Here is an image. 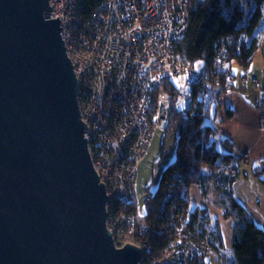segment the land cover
<instances>
[{
  "label": "built area",
  "instance_id": "2783aa9c",
  "mask_svg": "<svg viewBox=\"0 0 264 264\" xmlns=\"http://www.w3.org/2000/svg\"><path fill=\"white\" fill-rule=\"evenodd\" d=\"M189 1L104 0L85 17L83 0H49L52 11L48 19L58 17L61 21V37L79 83L81 120L88 127L84 136L108 195L107 229L116 248L131 244L141 250L140 264H211L207 238L193 237L186 231L192 213L186 178L170 183L156 214L157 232L161 239L165 237L162 247L154 245L158 238L148 232V225L135 227V220L143 216L140 204L145 208L151 200L147 192L140 196L136 191L139 166L157 135L166 130L172 108L205 114L202 103L218 82V65L225 63V56L217 50L210 79H205L201 63L183 65L176 61L174 43L187 31ZM241 81L259 84L249 76ZM167 82L178 88L175 99ZM199 85L202 91L195 93L194 87ZM223 95L219 93L216 101L221 102ZM258 109L264 129V96ZM205 169L210 174L237 172L234 163ZM117 200L136 203V212L117 209ZM205 218L212 222L211 215Z\"/></svg>",
  "mask_w": 264,
  "mask_h": 264
},
{
  "label": "water",
  "instance_id": "95a60500",
  "mask_svg": "<svg viewBox=\"0 0 264 264\" xmlns=\"http://www.w3.org/2000/svg\"><path fill=\"white\" fill-rule=\"evenodd\" d=\"M51 11L49 0H0V264H140L141 250L116 248L107 229L108 195Z\"/></svg>",
  "mask_w": 264,
  "mask_h": 264
},
{
  "label": "trees",
  "instance_id": "16d2710c",
  "mask_svg": "<svg viewBox=\"0 0 264 264\" xmlns=\"http://www.w3.org/2000/svg\"><path fill=\"white\" fill-rule=\"evenodd\" d=\"M104 0H83L82 11L88 17ZM264 45V0H190L189 25L185 35L175 41V59L183 65L202 64L205 79H210L214 57L217 50L225 56V63L219 64L218 82L209 90L203 101L204 115L184 113L172 108L166 130L163 132L159 159L164 154L166 139L175 134L174 160L165 166L160 174L159 182L152 191L150 202L142 211L141 218L135 220L136 230L142 225H148L158 242H153L158 248L164 242L157 232L156 214L165 200L166 189L170 183L179 179L187 180V196L191 185H197L201 195L207 196L211 185L217 189L216 204L221 210L224 220L235 227L232 229V244L230 250L225 248L221 225L218 220L210 223L205 218V209L196 208L190 214L186 231L193 237H206L209 241L212 256L219 264H264V231L259 228L246 209L235 199L232 185L238 172L227 170L210 174L205 167L214 169L226 167L233 163L232 155L222 154L212 139L213 129L205 123L210 107L216 101L218 94L226 93L233 88L230 64L236 62L247 70ZM264 59V51H263ZM171 97L175 99L178 88L173 83L165 84ZM195 93L202 91V86H195ZM155 96V95H154ZM156 97V96H155ZM153 98V112L156 111V98ZM217 102V101H216ZM228 116L231 113L228 112ZM204 168V169H203ZM262 179L264 162L255 172ZM116 207L124 212H136L137 205L126 204L117 200ZM137 234V232H136ZM145 233L144 235H146ZM135 235V234H134ZM140 235V234H138ZM143 237V235H140ZM152 238V239H153Z\"/></svg>",
  "mask_w": 264,
  "mask_h": 264
},
{
  "label": "crops",
  "instance_id": "0c3cea01",
  "mask_svg": "<svg viewBox=\"0 0 264 264\" xmlns=\"http://www.w3.org/2000/svg\"><path fill=\"white\" fill-rule=\"evenodd\" d=\"M239 67L242 71L235 70L231 62L233 88L224 93L221 102H213L205 123L213 129L212 139L217 149L222 154H230L233 157V163L238 170L237 178L232 185L235 199L246 209L255 224L264 231V181L255 173L264 162V130L259 129L257 110L260 99L264 96V65L251 64L247 70ZM243 76L257 78L259 85L255 87L250 82L243 83L241 81ZM228 112L231 113L230 117ZM162 137L163 132H160L154 140L151 153L154 147L161 146ZM246 154L248 158L244 157ZM262 179L264 180V174ZM193 188L197 189L201 204L196 202L192 204ZM201 196L199 187L191 185L190 210L193 212L196 208L205 209V212L211 215L212 223L218 220L225 248L230 250L231 223L222 218L218 206L213 207V204L205 203ZM211 264H219L215 256H212Z\"/></svg>",
  "mask_w": 264,
  "mask_h": 264
},
{
  "label": "rangeland",
  "instance_id": "374dc122",
  "mask_svg": "<svg viewBox=\"0 0 264 264\" xmlns=\"http://www.w3.org/2000/svg\"><path fill=\"white\" fill-rule=\"evenodd\" d=\"M263 51H264V45H262L255 55L252 64H257L258 66L264 65L263 60ZM232 65L235 70L242 71L241 68L238 66L236 62H232ZM252 77V76H249ZM255 78V77H252ZM257 79V78H255ZM245 83L244 81H242ZM252 85H254L252 82H250ZM179 85H184V79L179 83ZM259 85V84H258ZM257 87L256 85H254ZM259 113V129L264 130L261 128L260 122H261V115L259 112V109L257 108ZM172 135L169 136L166 139L165 148H164V154L161 159H159V153H160V145H157L153 148V151L148 154L146 159L141 163V165L138 168V176L136 181V191L137 193L142 196L144 192L147 190L150 192L152 191L159 182L160 174L165 166H167L169 163H171L175 158V149H174V136L177 132V126L173 128ZM155 142V141H154ZM153 147V146H152ZM248 158V154H246V157ZM204 169V168H203ZM237 169V168H236ZM238 172V170H237ZM201 198L205 201V203L213 204V207H216V199H217V189L215 187H211L209 189V192L207 196H201ZM196 202L198 204H201V199L198 196L197 189L193 188L192 190V204ZM200 206V205H199ZM143 205L140 204V209L143 211ZM219 208V207H218ZM220 210V208H219ZM221 211V210H220Z\"/></svg>",
  "mask_w": 264,
  "mask_h": 264
}]
</instances>
